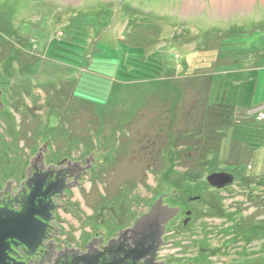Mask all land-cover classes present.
<instances>
[{"label":"rangeland","instance_id":"obj_1","mask_svg":"<svg viewBox=\"0 0 264 264\" xmlns=\"http://www.w3.org/2000/svg\"><path fill=\"white\" fill-rule=\"evenodd\" d=\"M219 1L0 0V80L36 85V95L48 86L54 148L82 159L96 152L109 170L75 190L83 202L69 209L81 216L72 226L91 227L88 203L105 193L126 191L132 204L153 193L193 195L184 208L196 220L183 241L217 233L207 221L215 212L238 214L257 226L263 260L264 121L251 111L264 107V0L224 12ZM218 46L227 59L208 72L215 60L198 52ZM189 53L193 71L182 78L173 70ZM206 73L227 76L211 88ZM214 173L232 184L211 187Z\"/></svg>","mask_w":264,"mask_h":264},{"label":"flooded vegetation","instance_id":"obj_2","mask_svg":"<svg viewBox=\"0 0 264 264\" xmlns=\"http://www.w3.org/2000/svg\"><path fill=\"white\" fill-rule=\"evenodd\" d=\"M35 86L19 89L14 81L0 80V230L7 229L1 234L0 264H183L178 258L187 264H264L257 226L248 228L238 214L215 212L207 221L217 233L183 241L196 220L184 208L196 201L193 195L179 201L176 193H153L132 204L126 191L117 197L105 193L88 203L92 226L80 220L72 226L81 216L69 209L83 202L74 200L75 190L82 189L84 178L96 183L109 170H101L104 161L96 152L82 159L54 148L48 86L42 95L34 93ZM58 114L63 126L61 109ZM62 210L68 218L62 219Z\"/></svg>","mask_w":264,"mask_h":264},{"label":"crops","instance_id":"obj_3","mask_svg":"<svg viewBox=\"0 0 264 264\" xmlns=\"http://www.w3.org/2000/svg\"><path fill=\"white\" fill-rule=\"evenodd\" d=\"M215 49H216V51H215ZM215 49H205V50H201V51L199 50V52H198L199 57L204 56V55H208V56H210V59L214 58L215 61L212 63V66L211 67L209 65L208 72L211 71L214 66L215 67L221 66L224 63L225 59H227L226 57L228 56V54L225 51H223L220 46L216 47ZM200 52H202V53H200ZM198 54H197V56H198ZM194 55H195V53L194 54H191V53L186 54L184 56V59L177 65V67L173 71H175L176 73H179V72L186 73V74H184L186 76H182L183 75L182 74L181 77L182 78H188V75H189L188 72L190 73V72L193 71V69H191V63L196 59V57L194 59V57H193ZM180 57H181V55H178V54L176 55L177 60H179ZM249 72L252 75V73L255 72V70L249 71ZM235 74L236 73H234V75ZM205 75L206 76L209 75L207 78H208V80L211 81V84H210V87L211 88H213L214 86H216V82H219L220 83V80H221V78L223 76V75H220V74L219 75H214L212 73L211 74L206 73ZM238 75H240V74H236L235 76H238ZM226 76L227 75H225L223 77H226ZM182 78H180V79H182ZM234 81L235 82H238L239 83V86H242V84H243L241 82V80L238 79V78L234 79ZM253 83H254L253 81L247 82L246 85H245V88L251 89L250 84H253ZM211 93H212V91H211ZM208 99H209V96H208Z\"/></svg>","mask_w":264,"mask_h":264},{"label":"water","instance_id":"obj_4","mask_svg":"<svg viewBox=\"0 0 264 264\" xmlns=\"http://www.w3.org/2000/svg\"><path fill=\"white\" fill-rule=\"evenodd\" d=\"M232 181H233V176L227 173H214L207 178V182L209 183V185L215 189H222L232 184ZM6 231L7 229L0 230V240H1L3 233H6Z\"/></svg>","mask_w":264,"mask_h":264},{"label":"bare ground","instance_id":"obj_5","mask_svg":"<svg viewBox=\"0 0 264 264\" xmlns=\"http://www.w3.org/2000/svg\"><path fill=\"white\" fill-rule=\"evenodd\" d=\"M248 2H249V0H228V1L222 0V1H219L218 7H219L220 11L224 12V11H227L229 9L243 8L248 4ZM262 108H264V107H262ZM262 108L260 107L256 110L251 111V113H252L251 115L253 116V119L256 117V115L260 111L262 112V110H263ZM255 122H258V121L255 120Z\"/></svg>","mask_w":264,"mask_h":264},{"label":"built area","instance_id":"obj_6","mask_svg":"<svg viewBox=\"0 0 264 264\" xmlns=\"http://www.w3.org/2000/svg\"><path fill=\"white\" fill-rule=\"evenodd\" d=\"M263 109V110H262ZM261 110H262V112L260 111L257 115H256V117L254 118V121L256 120V121H258V122H256V123H260V122H263L264 121V108H262Z\"/></svg>","mask_w":264,"mask_h":264},{"label":"trees","instance_id":"obj_7","mask_svg":"<svg viewBox=\"0 0 264 264\" xmlns=\"http://www.w3.org/2000/svg\"><path fill=\"white\" fill-rule=\"evenodd\" d=\"M209 100V99H208Z\"/></svg>","mask_w":264,"mask_h":264}]
</instances>
